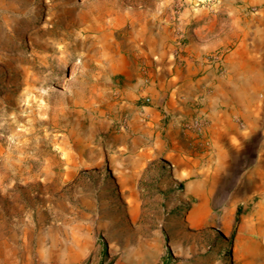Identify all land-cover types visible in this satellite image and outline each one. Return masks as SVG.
Masks as SVG:
<instances>
[{
    "label": "rangeland",
    "instance_id": "1",
    "mask_svg": "<svg viewBox=\"0 0 264 264\" xmlns=\"http://www.w3.org/2000/svg\"><path fill=\"white\" fill-rule=\"evenodd\" d=\"M194 1L0 0V264H264V180L144 70Z\"/></svg>",
    "mask_w": 264,
    "mask_h": 264
},
{
    "label": "crops",
    "instance_id": "2",
    "mask_svg": "<svg viewBox=\"0 0 264 264\" xmlns=\"http://www.w3.org/2000/svg\"><path fill=\"white\" fill-rule=\"evenodd\" d=\"M145 43L144 70L165 100L167 134L199 137L213 162L250 163L264 180V0L191 5ZM157 97V98H158ZM153 118V117H152ZM200 119L204 125L195 129ZM191 124L190 129L185 125ZM253 158L248 162L249 149Z\"/></svg>",
    "mask_w": 264,
    "mask_h": 264
},
{
    "label": "built area",
    "instance_id": "3",
    "mask_svg": "<svg viewBox=\"0 0 264 264\" xmlns=\"http://www.w3.org/2000/svg\"><path fill=\"white\" fill-rule=\"evenodd\" d=\"M214 0H195L194 1V5L196 4L197 6H201V5H203V4H206V3H210V2H213ZM147 101H149L148 99H147ZM192 125H193V127L195 128V129H201L202 128V126L204 125V123H203V121H201L200 119H197V120H195L193 123H192ZM189 126L191 127V124H189Z\"/></svg>",
    "mask_w": 264,
    "mask_h": 264
},
{
    "label": "bare ground",
    "instance_id": "4",
    "mask_svg": "<svg viewBox=\"0 0 264 264\" xmlns=\"http://www.w3.org/2000/svg\"><path fill=\"white\" fill-rule=\"evenodd\" d=\"M203 207V204H200L199 206H197L196 207V209H195V212H198V211H200V209ZM227 211V210H226ZM228 216H229V212L227 211V212H225V214H224V217L223 218H225V219H227L228 218Z\"/></svg>",
    "mask_w": 264,
    "mask_h": 264
}]
</instances>
